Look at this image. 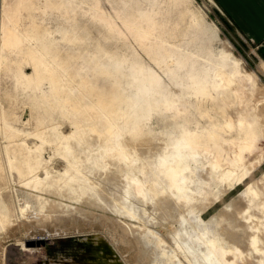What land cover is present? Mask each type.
I'll use <instances>...</instances> for the list:
<instances>
[{
	"label": "bare ground",
	"instance_id": "obj_1",
	"mask_svg": "<svg viewBox=\"0 0 264 264\" xmlns=\"http://www.w3.org/2000/svg\"><path fill=\"white\" fill-rule=\"evenodd\" d=\"M44 1L50 4L52 0ZM66 1L71 0H60L61 6H66ZM52 4L60 6L57 1ZM94 8L99 16L102 10L97 5ZM0 11L2 48L28 53L35 66L31 74L22 68L21 77L36 89L43 83L50 85L53 101L48 97L41 101L47 115L61 108L67 116H80L73 120L75 129L69 134L57 131L46 137L38 132L40 147L35 144L33 150L23 142L19 154L9 152L10 164L20 174L30 176L28 183L38 188L56 185L45 183L51 176L48 162L53 156L45 163L41 152L37 153L49 142L67 157L64 172L56 175L64 181L63 187L56 189L58 194L77 200L83 194H94L96 200L91 203L101 204L100 183L89 174L94 170L99 175L111 174L121 193L111 196L108 205L119 215L166 229L171 246L160 229L161 233L146 226L141 232L161 247L171 264H264V187L250 182L243 192L246 200L230 203L231 212L215 227L203 217L209 206L225 195L227 189H221L222 182L228 190L234 188L264 159L252 162L254 157L249 158L259 148L264 130V105L261 107L262 100L256 96L258 74L243 69L231 52L215 65L198 67L196 60L181 50L161 52L164 44L152 38L164 32L163 20L152 9L137 7L122 17L124 25L140 45L155 50L156 61L169 56L173 64L167 66V81L150 65L134 59L124 88L117 74L122 71L120 62L101 65L96 54L79 64L78 56L83 54L78 53L80 46L70 51L73 58L66 61L67 65L65 59L56 56V39L43 40L49 36L47 29L32 34L19 28L21 21L16 17L20 10L14 0H3ZM101 20L117 29L112 17ZM76 38L71 35L68 40ZM106 64H112L111 69ZM85 67L91 72L83 74L80 69ZM261 67L264 70V63ZM61 70L76 85L63 86L58 79ZM158 108L174 112L166 115L168 121L160 134L152 130L153 135L146 137L142 126ZM2 124L9 125L4 119ZM12 129L18 133L21 130L17 126ZM208 154L214 155V160L209 157L206 166ZM43 163L44 178L37 172ZM113 163L116 168L111 171ZM8 216V208L0 201V219L6 221ZM127 225L133 226L129 222Z\"/></svg>",
	"mask_w": 264,
	"mask_h": 264
},
{
	"label": "rangeland",
	"instance_id": "obj_2",
	"mask_svg": "<svg viewBox=\"0 0 264 264\" xmlns=\"http://www.w3.org/2000/svg\"><path fill=\"white\" fill-rule=\"evenodd\" d=\"M56 1L60 6L52 4ZM56 1L45 4L44 0H14V4L17 10H20L16 17L21 21L19 28L27 29L32 34H42L47 29L49 36L43 40L56 39V56L65 59V63L73 58L70 51H76L81 46L78 53L83 54L78 56L79 64L94 58L96 54H99L101 65H105L104 62H120L122 71L117 74L124 88L130 79L128 74L134 59L150 65L168 81L166 69L173 61L169 56L165 60L161 57L159 62L156 61L155 50L140 45L122 20L124 15L130 14L135 8L144 7L152 9L156 17L164 22V32L152 38H157L164 44L161 52L181 50L196 60L197 67L215 65L219 59L231 52L232 57L242 64L243 69L251 71L257 77L259 75L256 96L262 100L261 107L264 105V70L261 67L264 61L259 64L253 47L240 40L211 0H71L66 1V6H61L60 0ZM2 3L3 0H0V10ZM95 5L98 10H102L99 16L95 14ZM102 17H112L117 29L108 27L101 20ZM71 35L78 38L69 42ZM62 45L67 47H61ZM233 58L231 59L234 60ZM111 66L112 64H106L110 69ZM22 68L30 74L35 70L31 56L26 52H14L8 47L3 49L0 39V201L9 211L6 221L0 219V264H40L46 260L51 264L76 262V258L86 252L78 247V239L94 234H100L110 242L124 264H171L161 247L150 239H145L144 233L141 232L146 226L160 233L162 230L164 240L171 246L172 240L166 229L119 215L108 205L111 196L121 193V188L117 187L115 179L110 177L111 174L99 175L97 170L90 172L92 179L100 183L98 189L103 192L101 204H92L91 202L96 200L94 194L91 197L83 194L78 200L58 194L56 189L63 187L64 181L59 180L56 175L58 172H64L67 157L59 154L49 142L44 143L37 153L41 152L45 163L51 155L53 156L48 162L51 176L45 183H55V186L35 187L28 183L29 175L20 174L12 167L9 152L19 154L23 142L33 150L36 148L35 144L40 147L42 142L37 136L38 132H42L46 137L57 131L69 134L75 129L73 120L80 117L67 116L61 108L52 116H48L41 101L44 97L53 101L49 83H43L41 88L37 89L28 86L27 80L21 77ZM80 71L83 74L91 72L86 67ZM58 79L66 87L75 84L65 70L60 71ZM34 84L36 85V82ZM60 92L67 97L65 90L61 89ZM173 112L161 108L153 111L142 126L143 130H146V137L153 135L152 130L154 134H160L168 121L165 119L166 115ZM2 119L9 125L3 126ZM12 126L20 128V133L13 131ZM88 138L96 140L95 137ZM259 140V148L249 156L254 157L252 162L264 158V130L262 139ZM154 142L156 140L151 141ZM71 144L77 147L74 141H71ZM209 157L214 160V155L208 154L204 159L206 166L210 164ZM45 163L37 170L42 178L46 175L43 168ZM109 167L111 171L116 168L114 163ZM116 177L118 178V175ZM250 182H255L259 188L264 187V159L251 176L234 188L228 190L226 182H222L221 189H227L225 195L206 210L203 216L205 222L215 227L226 213L231 212L233 206H228L230 203L234 205L246 200L243 192ZM60 202L63 204L60 205ZM127 222L133 226L130 227ZM40 238H43L45 243L27 244V241L37 242ZM184 262L187 263L185 259Z\"/></svg>",
	"mask_w": 264,
	"mask_h": 264
},
{
	"label": "crops",
	"instance_id": "obj_3",
	"mask_svg": "<svg viewBox=\"0 0 264 264\" xmlns=\"http://www.w3.org/2000/svg\"><path fill=\"white\" fill-rule=\"evenodd\" d=\"M211 1L240 40L253 47L261 64L264 61V0Z\"/></svg>",
	"mask_w": 264,
	"mask_h": 264
},
{
	"label": "water",
	"instance_id": "obj_4",
	"mask_svg": "<svg viewBox=\"0 0 264 264\" xmlns=\"http://www.w3.org/2000/svg\"><path fill=\"white\" fill-rule=\"evenodd\" d=\"M45 243L44 239L39 240L37 244ZM96 243V244H95ZM28 245L33 243L27 242ZM78 247L86 251L80 257L76 258V262L65 261L64 264H124L120 259L119 253L107 242L100 234L87 236L77 241ZM94 244V246L92 245ZM40 264H51L49 260L40 262Z\"/></svg>",
	"mask_w": 264,
	"mask_h": 264
}]
</instances>
